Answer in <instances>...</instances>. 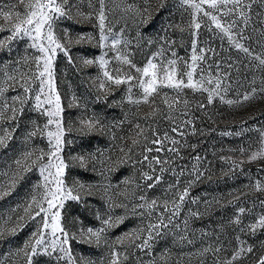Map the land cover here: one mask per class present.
<instances>
[{
  "label": "snow or ice",
  "instance_id": "snow-or-ice-1",
  "mask_svg": "<svg viewBox=\"0 0 264 264\" xmlns=\"http://www.w3.org/2000/svg\"><path fill=\"white\" fill-rule=\"evenodd\" d=\"M21 3L22 12L17 10L20 5L0 0V17L5 21L0 25V31L10 33L0 39V51L7 49L11 52L17 40L21 43L24 39L30 41L23 57L4 61L0 69V242H10L19 232L32 225L35 227L22 244L3 253L0 264H97L95 259L85 257L82 253L75 254L73 241L106 249L99 264H127V260L135 253L141 254L137 257L138 264H169L170 249L164 248L161 253H156V242L171 235L174 237L173 245L178 244L181 249L185 242L194 246V241L188 236L189 223L194 217L200 218L203 213L192 211L191 208L185 213L184 208L193 185L199 183L210 168L203 165L204 158L198 153L189 157L190 168L187 165L177 168L175 161L177 158L183 159L181 146L186 147L187 142L184 140L182 144L181 139L176 135L170 136L167 130L161 136L158 122L163 119L173 125L170 131L181 138L188 135L184 131L188 126H191L192 134H196L195 118L189 111L192 101L185 95L186 90H191L193 94L199 93L202 97L206 93V100L196 104L205 114L216 100L231 107L246 103L258 94L264 98V51L256 53L245 43L255 40L264 49V27H252L249 32L252 3L244 4L242 0H179V7L191 9L190 20L187 24L173 25L165 16L161 24L164 35L159 36V46L146 57L142 66L134 61L131 40L125 38L124 32L131 18L137 29L139 46L140 39H143L140 26L147 25L152 19L150 4L138 7L128 3L110 5L108 0H87L85 10L82 0L80 3H74V0H21ZM260 6L264 8V0H260ZM167 7V0H158L155 12L159 13ZM116 10L122 13L117 18V24L121 19L124 22L119 32L115 31V25L109 20V14H114ZM256 15L262 18L260 22L264 24V12ZM63 18L94 22V28L98 29V35L81 32L75 37V44L94 43L100 50L99 54L81 60L84 66L96 65L100 70L90 85L97 88V102H106L111 94L126 85L125 95L119 102L113 100V105L119 103L123 108L127 102L136 107L141 104L155 106L143 116L144 120L149 121L146 127H141L139 121L134 125L140 131L130 144L124 143L128 138L122 135L117 143L115 131L122 130L126 122L131 123L130 113L126 112L120 121H109L105 115L106 109L93 111L87 118L81 116L73 120L65 117V106L57 81L60 54L77 70L79 65L71 53L73 38L69 30L62 29L63 36L56 32V25ZM173 27L185 46L184 33L187 30L191 41L190 56H180L176 51L177 40L175 37L168 38L169 30ZM203 29H207L212 37L219 36L222 49L223 41L227 39L228 51L234 48L244 53L248 63H228L224 58L217 59L219 53L209 46L210 40L203 41L202 46L200 33ZM154 43L156 41L153 39H147L149 47ZM28 48L36 50V54L28 56ZM105 49H110L113 55L109 56ZM208 53H211L215 66L214 73L213 64L208 63ZM222 64L224 71L221 70ZM241 64L246 73H252L248 81L250 90L245 89L241 94L237 89L235 95L238 99H233L229 93L240 84ZM234 66L237 73L235 80L231 71ZM243 79H247V76ZM257 80L259 87L256 86ZM164 89H170L176 95L170 98L165 93L161 100L165 107L162 108L157 105L155 97ZM10 91L15 94L9 96ZM73 104L80 106L76 95L70 99L69 105ZM26 116L29 118L25 119ZM245 123L241 121L242 125ZM249 131L259 134V147L256 150L249 152L248 148L240 146L239 161L231 156L220 157L222 161H231L233 170L239 167L243 171L245 156L249 163L264 162V127L253 125L249 129L245 126L236 132L229 129L222 135L241 137ZM73 132L76 135L69 139ZM97 132L111 133L108 147L97 144L91 150L81 148L78 152L70 151V145L91 144ZM165 143L169 144L167 153L171 156L166 155L161 159L159 153L164 151ZM152 145L158 146L155 148L157 155H152ZM117 148L119 154L113 159ZM192 148L195 149L196 145H192ZM66 150L70 154L66 155ZM230 151L235 152L237 149ZM124 165H131L138 175H125L113 184L114 174L118 175ZM145 165H148L147 170ZM76 166L96 174L99 179L87 182L77 176L69 183V173ZM169 170L175 183L168 182L162 195L149 199L148 193L160 187ZM257 172L264 173V163L258 164ZM33 176L36 178L33 179ZM249 180L250 183L245 187L251 191L264 192V176H258L254 181L249 177ZM121 185L123 189L114 192ZM96 195L100 196L103 207V210L100 207L94 209L98 225L85 226L78 217L68 219L67 202L75 201L93 211L88 198ZM201 200L206 212L213 203L219 202L216 197H192L191 203L199 205ZM239 202V196L228 201L235 207V214L229 223L239 228L240 232L248 227L252 235L256 234L257 229L264 231V213L258 214L249 225H243L242 214H251V209L236 207ZM259 203L264 208V200ZM117 209H122L123 214L116 215ZM130 215L139 220L138 225L113 238L112 231L125 223ZM181 215L184 216L183 228L179 220ZM218 227L221 231L216 234L215 241H210L202 248L194 247L193 251L187 253L181 250L176 264H183L185 255L189 261L197 257L201 258L200 264H205L209 254L213 257V264H241L253 253L254 245L245 246L246 241L236 235L237 243L231 248V256L221 259L220 253L226 252L227 246L221 240L225 227ZM210 235L201 230L202 237ZM227 243L230 245L231 240ZM261 246L264 247V242H261ZM41 257L44 258L43 262ZM254 264H264V254L259 255Z\"/></svg>",
  "mask_w": 264,
  "mask_h": 264
},
{
  "label": "rangeland",
  "instance_id": "rangeland-1",
  "mask_svg": "<svg viewBox=\"0 0 264 264\" xmlns=\"http://www.w3.org/2000/svg\"><path fill=\"white\" fill-rule=\"evenodd\" d=\"M4 3H14L20 5L17 9L19 11H23V5L21 0H3ZM81 0H74V3H80ZM84 4L85 10H87V0H82ZM95 2V0H94ZM109 4L112 3H128L135 4L138 7H144L146 3L151 5L152 11V19L149 20L147 25L141 24L140 31L142 33L143 39H140L139 46L137 45V29L132 24L131 18L128 20V28L125 29L124 36L126 39L131 40V50L135 53L134 61L141 65L146 62V57L151 55L152 52L156 51L159 46V36L164 35L161 30L162 21H164V17H168V21H171L173 25L177 23H184L190 20V11L191 9L185 10L184 8L179 7V0H167L168 7L159 13L155 12V7L158 4V0H108ZM244 4L252 3V20L249 27V32H251L252 27H264L260 21L262 18L257 17L258 12H264V8L260 6V0H242ZM175 5V6H174ZM75 15V14H73ZM131 13H129V17H131ZM122 13L119 10L116 12L109 14V20L111 24L115 25V31L119 32L121 27H124V22L121 19L119 24H117V18L121 17ZM138 19V18H137ZM166 22V21H165ZM5 21L2 17H0V25L4 24ZM62 29H68L73 38V43L70 45L71 53L76 61V64L79 65V70L75 65H69L67 60L63 57L61 53L57 63V81L58 88L63 97V104L65 106V117L71 118L73 120L78 117L83 116L87 118L90 116L93 111L101 112L103 110H107L105 115L108 120L111 121L115 119L116 121H120L124 119V114L130 113L129 119L131 123H125L123 125V129H115L117 134V143H119V137L125 136L128 139L124 141L126 144L131 143V139L135 136L137 132L140 131L139 128L134 127V125L139 121L141 127H146L149 121L143 119V116L155 107L154 105L149 104H141L139 107L131 106L127 102L124 103L123 108L119 103L113 105L112 101L116 100L120 101L121 97L125 95V91L127 86H123L120 90L111 94L109 99L105 102L101 100L97 102L95 96L98 94L96 87H91L93 84V78L99 75V68L96 65H87L84 66L81 63V60L86 57H93L99 54V48L94 43H83L80 45L75 44V37L78 33L81 32H93L94 35H98V29L94 28V22L83 21L79 18H63L56 25V32L58 35L63 36ZM10 33L7 31H0V39H3L4 36L9 35ZM258 36V34H256ZM175 37L177 40L176 51L180 56H190V47L191 41L188 37L187 30L184 33L185 45H182L180 40V35L178 31L173 27L169 30L168 38L171 39ZM151 38L156 43H154L151 47L147 44V39ZM200 40L203 45V41L210 40V47L215 48L219 56L217 59L224 58L228 63H232L233 61H243V63H248L245 54L242 52H238L234 48L231 51H228L229 45L227 39L223 41V49L221 48V40L219 36L212 37L211 33L207 31V29H203L200 33ZM30 43L27 39L21 43L17 40L12 45V50L9 52L7 49L0 51V69L3 68L4 61H14L19 59V57H23L25 55V48ZM246 45L251 47L253 51L256 53H261L264 49L261 48V45L253 41H245ZM167 47V46H165ZM108 52L109 56L113 55L110 49H105ZM36 54V50L28 48L27 55L32 56ZM170 55V53H169ZM209 64H213V60L211 58V53H208ZM231 57V60L227 58ZM14 67V65H13ZM207 67V65H205ZM222 71H224V67L222 64ZM213 73L215 72V66L213 64ZM233 79H237L236 67L232 68ZM247 76V79H243L244 76ZM252 73L245 72L243 68V64H241L240 69V84L236 85L231 92L229 93L230 98L238 99L235 95L237 89L242 94L245 89L250 90V86L248 81L251 80ZM98 84V81H97ZM256 86L259 87V81L257 80ZM138 91V89H137ZM167 93V95L172 98L175 97L176 93L170 89H164V92L157 95L155 100L157 105L160 107H165L162 103L163 95ZM14 92H9L8 95H14ZM73 95H76L79 98L80 106H76L73 104L69 105L70 99ZM185 95L192 101L189 111L191 116L195 118V126H196V134H192L191 126H188L184 129L185 132L188 133L186 137L181 138L178 134L172 133L170 131L171 125L168 122L163 121V119H159V128L161 131V136L165 130L169 132V135H176L178 139L183 141L186 140L187 146H181V155L183 159L177 158L175 161V165L177 168L181 165H187L189 168L191 167V161L189 157H194L197 153L204 158L203 165L210 168V171L205 175V177L197 184L193 185L191 189L190 196L188 201H186L184 212L187 213L188 209L191 208L192 211L199 210L203 215L200 218H193L188 227V236L190 239L194 241V246H189L185 242V246L181 249L180 245H173V239L171 235H168L165 238L160 239L156 242L155 252L161 253L164 248H169L171 251V257L169 260V264H176L177 255L182 250L184 253L190 252L195 248H202L206 246L210 241H215L216 234L221 231L220 227L223 225L225 227V234L221 236V240H223L227 246V251H222L220 253L221 259H224L226 256H231V248L236 246V235H240L241 240L246 241L245 246L247 244L254 245V251L251 255L245 258L241 264H254V261L258 259L259 255L264 254V247L261 246V242H264V231L257 229L256 234L252 235L250 229L248 227H244V231L240 232L239 228H236L234 224H230L229 221L232 220L233 215L235 214V207L228 203L234 196L240 197V202L236 207H244L246 209H251V214L248 212L242 214V222L244 226L249 225L251 222L255 221V218L258 214L264 213V208L261 207L259 201L264 200V192H255L251 191L249 188L245 187L250 183L249 177L254 181L258 176H264V173H258L257 167L258 164L264 163L262 161L247 162L246 156L243 158L245 163L243 165V171L240 170L239 167L236 169H232L231 161H222L220 159L221 156H231L233 159L239 161L241 159L240 153L238 151L240 146H244L250 151H254L259 147V134L254 131H249L245 133L241 137L233 136H223L222 133L231 129L233 132L238 131L241 127L252 128L253 125L257 127H264V98H262L259 94L250 101L235 105L228 106L226 103L222 104L219 100L215 101L214 106L210 107L207 110V114L200 111L196 104L197 102H202L206 100V93L203 97L197 93L193 94L191 90H186ZM183 98V97H182ZM112 105V107H108ZM32 116L35 113H31ZM179 115V114H177ZM209 116L211 118H209ZM29 117H25L27 119ZM151 120V118H149ZM182 119V117H181ZM241 121L246 122L244 125L241 124ZM43 123V121H41ZM76 133L73 132L72 136L69 139H72ZM111 133H101L97 132L94 134V138L91 141V144L84 143L82 145L74 146L70 145L69 149L71 152H78L81 148H95L97 144L101 147H108L109 137ZM20 133H17V142H19ZM151 139V135L149 136ZM192 145H196V148L193 149ZM153 152L152 155H157L155 148L157 145H152ZM169 147L168 143L164 145V151L159 153L161 159H164L167 156H171L170 153H167V148ZM230 149H237V151L233 152ZM70 154L68 150H66V155ZM119 154V150L117 148L116 153L113 155V159L115 156ZM136 159H140L139 156H135ZM210 162V163H209ZM148 165H145V170H147ZM135 173L134 169L131 165H124L119 174H114L115 179L112 180V183L115 184L117 180L122 179L125 175H133ZM79 177L83 181L94 182L99 179V177L87 170L80 169L78 166L74 167L69 173V183H71L73 177ZM36 177L33 176V179ZM209 179L211 182H209ZM172 182L175 183L174 178L171 176V171L169 170L164 175V182L161 183L160 187L152 190L148 193L149 199L155 196L162 195L163 190L167 187V183ZM123 185L120 188L114 189V192H120L123 189ZM183 187V185H182ZM241 193H246V195H241ZM207 194V195H206ZM139 195V193L137 194ZM192 197H203L204 199H212L216 197L219 201L218 203H213L210 210L205 211V206L203 204V200L199 203V205H194L191 203ZM88 202L91 203L93 207V211H90L87 207L83 206L80 203L75 201L67 202L66 212L68 213V219L72 220L73 217H78L83 221L84 225L87 226L89 224L98 225V221L95 220L94 209L102 207V200L99 195L89 197ZM119 203V199L117 200ZM131 207V205H130ZM116 215L123 214L122 209H117L115 212ZM184 216L181 215L179 220L181 221V228L184 227L182 221ZM139 220L134 216H129L125 223H123L118 228L114 229L111 233L112 237L119 235L122 232H125L131 228H134L138 225ZM34 225L24 229L19 232L15 237H13L10 242H0V258H3V253L9 251L10 248H14L23 243V240L28 236L29 232ZM77 228L79 225L77 224ZM201 230L210 233V236H201ZM182 234V233H181ZM231 240V244L229 245L227 242ZM72 247L74 253L79 255L83 254L85 257H89L95 259L97 264H99V259L101 256H104L106 249L104 248H96L94 245L89 246L86 243H78L76 241L72 242ZM140 253H135L130 256L127 260V264H138L137 257L140 256ZM43 262V257L40 258ZM145 260L148 259L147 256L144 257ZM158 259V257H157ZM200 259L197 257H193L191 261H189L188 257L185 255L183 264H200ZM205 264H213V257L211 254L207 256L205 260Z\"/></svg>",
  "mask_w": 264,
  "mask_h": 264
}]
</instances>
